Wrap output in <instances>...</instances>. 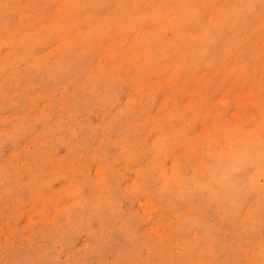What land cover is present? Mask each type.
<instances>
[{"label": "rangeland", "instance_id": "obj_1", "mask_svg": "<svg viewBox=\"0 0 264 264\" xmlns=\"http://www.w3.org/2000/svg\"><path fill=\"white\" fill-rule=\"evenodd\" d=\"M0 264H264V0H0Z\"/></svg>", "mask_w": 264, "mask_h": 264}]
</instances>
